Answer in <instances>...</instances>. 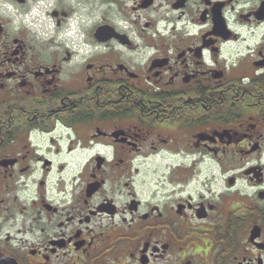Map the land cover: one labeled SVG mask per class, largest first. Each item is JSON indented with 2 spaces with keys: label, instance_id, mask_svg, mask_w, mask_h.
I'll return each instance as SVG.
<instances>
[{
  "label": "flooded vegetation",
  "instance_id": "1",
  "mask_svg": "<svg viewBox=\"0 0 264 264\" xmlns=\"http://www.w3.org/2000/svg\"><path fill=\"white\" fill-rule=\"evenodd\" d=\"M8 263L264 264V0H0Z\"/></svg>",
  "mask_w": 264,
  "mask_h": 264
},
{
  "label": "water",
  "instance_id": "2",
  "mask_svg": "<svg viewBox=\"0 0 264 264\" xmlns=\"http://www.w3.org/2000/svg\"><path fill=\"white\" fill-rule=\"evenodd\" d=\"M9 264V263H8Z\"/></svg>",
  "mask_w": 264,
  "mask_h": 264
}]
</instances>
